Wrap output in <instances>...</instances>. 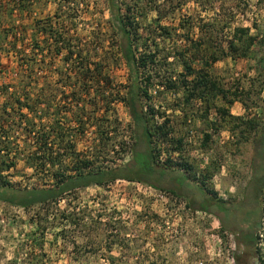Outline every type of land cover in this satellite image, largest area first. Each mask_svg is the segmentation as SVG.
Returning <instances> with one entry per match:
<instances>
[{
    "label": "rangeland",
    "instance_id": "1",
    "mask_svg": "<svg viewBox=\"0 0 264 264\" xmlns=\"http://www.w3.org/2000/svg\"><path fill=\"white\" fill-rule=\"evenodd\" d=\"M119 3L121 13L129 8L138 28L136 55H155L154 63L140 69L139 82L143 86L151 76L148 97L140 100L144 111L153 109L148 123L165 121L171 131L167 140L152 138L159 162L169 157L176 165L180 158L171 149L182 138L180 160L194 166L199 177L211 173L204 187L220 197H241L251 177V143L238 140L217 108L236 117L263 116L264 75L257 59L264 53V0ZM0 5V137L9 143L7 152H0V183L50 185L60 168L75 173L76 159L90 161L86 171L126 164L134 141L122 97L130 79L106 0H19L17 6L0 0ZM157 9L171 37L155 25ZM241 26L255 38L247 55H226L204 66L209 55L204 56V46L196 52L195 42L203 37L214 52L226 50L228 27ZM179 52L194 70L185 87L203 73L226 91L236 90L234 102L220 95L212 100L200 89L199 97L185 102ZM169 77L174 88L164 86ZM43 133L50 134L53 152L66 154L61 165L28 164L29 153L41 155L36 148ZM204 133L211 137L202 146ZM257 204L255 240L247 250L235 245L213 216L144 182L92 183L65 192L58 202L26 209L0 200V264H264V192Z\"/></svg>",
    "mask_w": 264,
    "mask_h": 264
},
{
    "label": "trees",
    "instance_id": "2",
    "mask_svg": "<svg viewBox=\"0 0 264 264\" xmlns=\"http://www.w3.org/2000/svg\"><path fill=\"white\" fill-rule=\"evenodd\" d=\"M31 0H26V4H29ZM14 6H17L19 0H12ZM107 9L109 11V23L114 31L117 39V48L120 52L123 63L125 64L130 79L128 89L123 96L122 100L128 108V112L132 119V139L134 145L130 149L129 161L120 166L111 167L108 169H97L86 171L90 165L89 160H75L73 161V170L75 173H67L63 168L56 170L53 174L54 183L43 186H31V187H15L9 182L0 183V200L13 206H20L22 208H29L35 205H42L46 203L58 202L62 195L72 189L78 187H84L89 184L103 185L117 179H124L127 181L144 182L158 190L169 192L175 197H181L186 200V206L188 208H195L210 212L214 214L221 225L223 230H234V228L246 227L252 228V225H256L258 204L257 200L264 192V110L261 117L249 116L246 118L236 117L230 115L228 110L223 108H217L218 112L222 115V118H228V123L232 124V131L236 130L237 138L240 142H250L252 148L251 157V177L248 182V186L245 190L244 197L246 202L240 201L234 205H230L225 201L214 200L211 197V191L204 187L206 179L211 176V173H201L200 177L194 166L183 162L180 155V149L182 146V138L176 139V146L172 147L171 153L178 152V162L175 166H171L172 160L168 157L164 162H159L160 151L153 146L152 138L158 137L160 139L167 140L170 135V129H167V123L163 121L159 125L151 126L148 123L149 117L147 114H153L152 107H149V111H144L141 105L142 96L148 97L147 90L150 84L151 76L144 79L143 86L139 82V73L141 68L148 67V63H154L155 55H136V47L134 44L136 33L138 28L134 25V16L129 14V8L126 7L125 13H121V3L119 0H106ZM2 5H0L1 8ZM158 15L154 20L155 25L159 26L162 30V34L166 36H172L167 25L161 24V20L164 18V14L158 10ZM128 12V13H127ZM228 36L226 39V45L224 49L215 51L211 48L210 40L200 39L195 42L194 50L200 51L202 46L205 47L204 56L209 55V59L203 60V65L209 67L212 62L229 55L232 57H245L248 49L253 45L255 38L249 34V27H228ZM56 36V34H55ZM58 40V38L56 39ZM58 42H56L57 44ZM261 47L264 49V39H261ZM221 48V47H220ZM198 51V52H199ZM67 58L72 54V47H69L67 51ZM218 52L219 54H216ZM181 59L183 66V72L180 75L183 77L179 79L181 87L184 91L183 99L185 102H189L192 98L199 97L196 92L207 90L211 93V99L214 100L216 96L220 95L227 103L231 104L235 98L238 97L237 91H226L221 88L215 81L205 79L203 73L201 76L194 77L191 87L187 86L186 75H192L194 70L192 66L185 59V55L179 52L176 57ZM193 57L196 58L193 54ZM166 59V58H165ZM28 60V59H27ZM258 67L264 75V53L257 59ZM30 65V64H29ZM167 88H174L175 81L169 77L164 83ZM261 85V87H263ZM261 90V89H260ZM230 94V96H229ZM29 108H31L29 106ZM206 118V116L204 115ZM49 136V137H47ZM211 134H203L202 146H205L210 140ZM49 133H43V136L39 138L41 141L38 148L41 150V155H37L36 151H33L27 155L28 164L34 167L36 163L39 167L44 168L45 165H61L62 156L65 153L53 152V145L49 144ZM63 137L59 139L58 143H63ZM1 145L0 152H7L9 143L4 142L3 136L0 137ZM3 142L5 144H3ZM57 143V144H58ZM141 144L138 145V144ZM65 148H68L65 146ZM170 153V154H171ZM217 166L214 170H217ZM200 178V179H199ZM193 179H197L196 182H191ZM190 181L185 187L184 183ZM169 183L171 186H163V183ZM186 188V189H184ZM252 217V218H251ZM255 217V218H254ZM254 218V219H253ZM252 231L237 239V243L240 245L243 243L247 250H250L253 240ZM236 262L240 261L238 251L234 253Z\"/></svg>",
    "mask_w": 264,
    "mask_h": 264
},
{
    "label": "flooded vegetation",
    "instance_id": "3",
    "mask_svg": "<svg viewBox=\"0 0 264 264\" xmlns=\"http://www.w3.org/2000/svg\"><path fill=\"white\" fill-rule=\"evenodd\" d=\"M250 180V179H249ZM249 182V181H248ZM248 182H247V184H246V186H245V188H244V190H243V193H242V195H241V197H236V196H232V195H229L228 197H220L219 195H217L216 193H214L213 191H211L212 193H211V197H213L214 198V200H219V201H225V202H227V203H229L230 205H234V204H236L237 202H240V201H244V202H246L247 200H246V198L244 197V195H245V190H246V188H247V186H248ZM197 210H199L198 208L196 209L195 208V211H197ZM199 211H202V210H199ZM204 213H208L209 215H211V216H213L214 218H216L217 219V221L219 222V220H218V218L214 215V214H212V213H210V212H206V211H203ZM252 218V217H251ZM255 218V217H254ZM253 218V219H254ZM220 223V222H219ZM257 225V224H256ZM256 225H252V228H249V227H246V225H243V227H240V228H234V230H225V231H227V232H229V234H230V236L232 237V239H233V241H234V243H235V245H239L238 243H237V239L240 237V240H242V237L243 236H246V235H248L251 231H252V235H253V240L251 241L250 240V243H251V245L253 244V242H254V238H255V226ZM221 226V225H220ZM240 247H243V248H246L245 247V245L243 244V243H241L240 245H239Z\"/></svg>",
    "mask_w": 264,
    "mask_h": 264
}]
</instances>
